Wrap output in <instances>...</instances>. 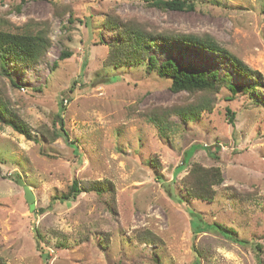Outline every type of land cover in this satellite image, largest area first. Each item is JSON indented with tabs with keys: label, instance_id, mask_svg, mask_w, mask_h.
<instances>
[{
	"label": "rangeland",
	"instance_id": "1",
	"mask_svg": "<svg viewBox=\"0 0 264 264\" xmlns=\"http://www.w3.org/2000/svg\"><path fill=\"white\" fill-rule=\"evenodd\" d=\"M150 1L0 0L1 31H41L50 40L37 65L11 73L18 89L0 75V98L30 132L26 139L0 122L2 264H43L35 230L47 264H195L197 255L198 264H257L254 244L264 264V0H184L192 11H160ZM110 18L154 35H208L258 72L262 88L227 101L226 87L173 93L145 63L109 66L117 41L105 28ZM160 46L150 51L158 63L171 59L247 84L218 55L176 42ZM62 53L68 56L60 59ZM192 103L204 107L197 119L183 124L170 115ZM58 116L67 138L50 140L43 130L52 131ZM193 164L222 174L210 201L183 188ZM18 179L33 195L32 212ZM73 180L82 187L109 183L113 191L53 201ZM189 211L231 229L234 241L196 232ZM146 231L159 242H140Z\"/></svg>",
	"mask_w": 264,
	"mask_h": 264
},
{
	"label": "trees",
	"instance_id": "2",
	"mask_svg": "<svg viewBox=\"0 0 264 264\" xmlns=\"http://www.w3.org/2000/svg\"><path fill=\"white\" fill-rule=\"evenodd\" d=\"M150 7H154L160 11H192L194 6L192 3L184 0H153L148 2ZM105 28L116 35L117 41H114L110 46V55L106 59L107 65L115 68L123 66H136L142 63L146 64L148 72H154L157 77L161 79H168L169 89L173 93L186 92L188 94L195 93H213L217 92L220 87H226L231 93L230 101L237 94L251 95L255 91L262 88L261 75L250 69L238 58L230 55L220 44H218L212 37L208 35H183V34H167L154 35L151 32H146L139 27H134L130 23H122L117 18H110L105 22ZM182 43L189 47L197 48L198 50L218 55L225 65L230 69L234 76L247 83L245 85H234L231 81L230 74L219 75L216 71L209 73L194 72L189 68H180L173 60L169 59L158 63L156 57L150 54L154 48H160V44ZM50 46V40L44 32H37L35 34H19L10 33L0 30V75L7 78L9 83L14 88L18 86L13 82L11 73L16 71L24 73L28 68L37 65L47 49ZM68 55L62 53L60 59ZM204 107L196 104H189L184 107H176L170 112V115H176L180 121L185 124L187 120L197 119L199 113ZM168 111H162L155 116L154 123H160L162 116ZM169 114V113H168ZM228 122L232 124L234 114L230 110H226ZM0 122L10 127L14 132L24 136L26 139L30 137L29 129L17 118V116L9 110L6 103L0 98ZM52 131L44 129L43 133L50 140L57 138H67V132L64 130L63 121L60 116L57 117V123ZM72 146V144H71ZM74 147V151H75ZM209 154L210 149H206ZM190 154L182 160L181 166L177 169L179 171L186 163ZM222 174L218 168H203L198 164H193L188 171L187 176L182 180L183 188L190 198L199 199L202 201H210L213 199L215 191L214 187L222 183ZM94 192L97 195H102L105 192H112L111 184L91 183L87 187H82L76 180H73L66 193L54 197L53 201L59 202L74 201L82 192ZM193 228L196 232L205 230L217 231L223 237L233 240L231 229L225 228L219 224L207 225L201 220L198 214L192 211L188 212ZM33 239L35 242V249L39 253L43 264H47L49 259L48 253L40 246L41 234L35 230L33 232ZM137 239L140 242L147 244H156L159 240L154 234L149 231L139 233ZM234 241V240H233ZM239 244H246V241H237ZM250 245V244H249ZM256 253V262L261 264L259 256L260 246L258 244L252 245ZM198 258V255H197ZM194 263L198 264V259ZM0 264L2 260L0 259Z\"/></svg>",
	"mask_w": 264,
	"mask_h": 264
},
{
	"label": "water",
	"instance_id": "3",
	"mask_svg": "<svg viewBox=\"0 0 264 264\" xmlns=\"http://www.w3.org/2000/svg\"><path fill=\"white\" fill-rule=\"evenodd\" d=\"M17 184L18 186H21L22 189H23V198L25 200V202L27 203L28 205V208H29V211L32 212L33 209H34V198H33V195L32 193L30 192V190L23 184L22 180L21 179H18L17 180Z\"/></svg>",
	"mask_w": 264,
	"mask_h": 264
}]
</instances>
